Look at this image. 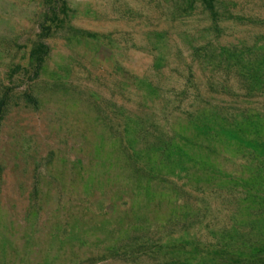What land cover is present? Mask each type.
I'll return each mask as SVG.
<instances>
[{"label":"rangeland","instance_id":"obj_1","mask_svg":"<svg viewBox=\"0 0 264 264\" xmlns=\"http://www.w3.org/2000/svg\"><path fill=\"white\" fill-rule=\"evenodd\" d=\"M61 1L63 25L46 39L37 76L19 69L10 80ZM218 2L216 30L202 5L186 0H0V98L11 86L0 120V264H71L119 243L129 204L124 125L178 129L187 110L264 105L223 58L225 49L243 62L264 50V1ZM206 201L202 225L230 217L226 202Z\"/></svg>","mask_w":264,"mask_h":264},{"label":"trees","instance_id":"obj_2","mask_svg":"<svg viewBox=\"0 0 264 264\" xmlns=\"http://www.w3.org/2000/svg\"><path fill=\"white\" fill-rule=\"evenodd\" d=\"M264 1V0H263ZM205 9L218 30V0H186ZM61 7H48L29 49L35 78L49 54L46 39L63 24ZM225 9V8H224ZM58 16V17H57ZM221 49L224 50L222 47ZM226 50V51H225ZM244 93L264 98V50L253 57L225 49ZM229 66V67H228ZM10 85L0 98V120ZM26 101L35 99L25 94ZM178 129L133 120L120 131V178L127 207L120 212V241L103 254L83 255L71 264L120 259L129 264H264V105L241 111L195 108ZM138 119H140L138 117ZM210 197L226 202L230 217L202 225Z\"/></svg>","mask_w":264,"mask_h":264}]
</instances>
